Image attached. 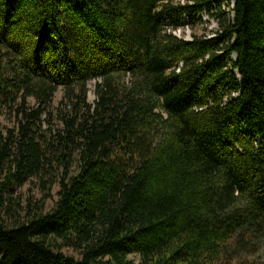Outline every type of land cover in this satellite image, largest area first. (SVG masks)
Returning a JSON list of instances; mask_svg holds the SVG:
<instances>
[{
  "label": "trees",
  "instance_id": "obj_1",
  "mask_svg": "<svg viewBox=\"0 0 264 264\" xmlns=\"http://www.w3.org/2000/svg\"><path fill=\"white\" fill-rule=\"evenodd\" d=\"M260 237L264 0H0V264H252Z\"/></svg>",
  "mask_w": 264,
  "mask_h": 264
},
{
  "label": "rangeland",
  "instance_id": "obj_2",
  "mask_svg": "<svg viewBox=\"0 0 264 264\" xmlns=\"http://www.w3.org/2000/svg\"><path fill=\"white\" fill-rule=\"evenodd\" d=\"M231 2L233 4L234 0H231ZM203 20L205 22L210 21L211 23H205L203 26H198L197 28H195V31L199 35L203 33H206L207 35H211V30L216 29V26H217L216 23L210 20L207 16H204ZM188 29L189 31L186 29V27L180 28L179 33L182 36L191 35L193 31L190 28ZM96 85H97L96 80H91L89 83L90 92H89L88 99L91 103H94L95 101L94 90H95ZM61 97H62V91H59L55 97V104H58ZM30 101L34 103L33 100H30ZM1 122H2V127H1L2 130L4 127H7L9 125L3 119L1 120ZM58 191H59V187L55 185L52 189V193H51L52 196L45 201L44 212H48L54 207V204L58 199V196H57ZM11 197H13L14 199H17V202L20 204V207L18 208L21 210V209H24L26 207V204L29 202L36 203V202L41 201L44 197V193L40 189V187L36 185L34 181H27L23 186L15 187ZM240 249L242 250L245 249V250L254 252L252 255L247 257V261H252V264H264V237H260V240L257 241L255 245H250V244L247 245V244L242 243V246L240 247ZM63 251L68 255L79 256L78 253L74 252L71 249L66 248ZM130 258L134 260L136 264H142L140 261V257L138 255H131ZM245 264H247V262H245ZM248 264H250V262H248Z\"/></svg>",
  "mask_w": 264,
  "mask_h": 264
},
{
  "label": "built area",
  "instance_id": "obj_3",
  "mask_svg": "<svg viewBox=\"0 0 264 264\" xmlns=\"http://www.w3.org/2000/svg\"><path fill=\"white\" fill-rule=\"evenodd\" d=\"M186 29L189 31V29H188V27H186ZM180 30L178 29V30H176V31H173V33L177 36V37H179V38H184L185 40H191L192 38H191V35H186V36H182L180 33Z\"/></svg>",
  "mask_w": 264,
  "mask_h": 264
}]
</instances>
